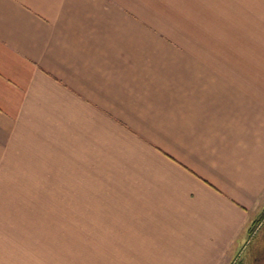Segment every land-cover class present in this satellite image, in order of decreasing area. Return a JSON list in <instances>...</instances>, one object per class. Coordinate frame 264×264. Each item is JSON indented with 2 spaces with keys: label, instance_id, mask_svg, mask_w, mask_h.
Here are the masks:
<instances>
[{
  "label": "crops",
  "instance_id": "obj_1",
  "mask_svg": "<svg viewBox=\"0 0 264 264\" xmlns=\"http://www.w3.org/2000/svg\"><path fill=\"white\" fill-rule=\"evenodd\" d=\"M263 214L264 0H0V264H231Z\"/></svg>",
  "mask_w": 264,
  "mask_h": 264
},
{
  "label": "rangeland",
  "instance_id": "obj_2",
  "mask_svg": "<svg viewBox=\"0 0 264 264\" xmlns=\"http://www.w3.org/2000/svg\"><path fill=\"white\" fill-rule=\"evenodd\" d=\"M264 214L255 224L252 232H254L255 236L249 241L245 250L242 251L240 257L235 258L231 264H264ZM261 222L258 228L256 227L258 223ZM28 229L27 232H35L37 230L38 233H49L47 227H21ZM23 232V229H22ZM56 232V231H53ZM58 232V231H57Z\"/></svg>",
  "mask_w": 264,
  "mask_h": 264
},
{
  "label": "flooded vegetation",
  "instance_id": "obj_3",
  "mask_svg": "<svg viewBox=\"0 0 264 264\" xmlns=\"http://www.w3.org/2000/svg\"><path fill=\"white\" fill-rule=\"evenodd\" d=\"M263 222H264V221H263ZM260 225H262V223H261V222H259V223H258V225H257L256 227L258 228Z\"/></svg>",
  "mask_w": 264,
  "mask_h": 264
}]
</instances>
